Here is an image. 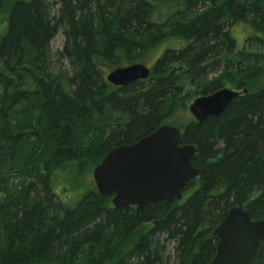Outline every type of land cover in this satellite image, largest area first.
<instances>
[{
  "label": "trees",
  "instance_id": "1",
  "mask_svg": "<svg viewBox=\"0 0 264 264\" xmlns=\"http://www.w3.org/2000/svg\"><path fill=\"white\" fill-rule=\"evenodd\" d=\"M236 22L253 27L245 41L255 50L238 47ZM58 33L72 74L55 77ZM156 46L147 79H104L101 64L126 66ZM263 72L264 0H14L0 36V264H209L212 229L230 207L264 218V84L254 88ZM187 79L193 97L227 82L239 91L182 130L196 146L188 196L141 208H116L97 189L75 207L56 197L53 177L70 162L96 165L166 123ZM28 102L36 122L21 118ZM14 169L31 179L7 200ZM247 264H264V240Z\"/></svg>",
  "mask_w": 264,
  "mask_h": 264
},
{
  "label": "water",
  "instance_id": "2",
  "mask_svg": "<svg viewBox=\"0 0 264 264\" xmlns=\"http://www.w3.org/2000/svg\"><path fill=\"white\" fill-rule=\"evenodd\" d=\"M149 74L147 65L134 62L114 68L106 79L122 86L147 79ZM238 94V90L219 88L195 97L189 111L196 121L217 116ZM195 152L193 143L182 142L179 127L161 124L134 142L108 150L93 168L96 189L102 195H111L116 208L180 201L187 183L197 175L191 162ZM212 234L217 244L209 264H247L264 240V218L255 219L247 208L234 205L212 229Z\"/></svg>",
  "mask_w": 264,
  "mask_h": 264
},
{
  "label": "rangeland",
  "instance_id": "3",
  "mask_svg": "<svg viewBox=\"0 0 264 264\" xmlns=\"http://www.w3.org/2000/svg\"><path fill=\"white\" fill-rule=\"evenodd\" d=\"M14 0H5L1 12H0V36L4 33L6 29V23H7V16L8 11L11 3ZM230 31L232 36L236 39L237 45L240 48H243L246 46V48L249 49H256V45L252 42L249 43L245 41L246 37L248 35H251L254 33L253 27L246 26L244 23L236 22L232 26H230ZM63 45V35L61 33H58L54 39L50 43V52L55 54L56 52V59L55 57L52 58V67L51 73L56 77L57 73L72 74V68L69 65L68 60L65 58H61L58 54V50L62 48ZM245 45V46H244ZM160 47L156 46L154 48H151L146 53L143 54V56L139 59H137V62H141L148 67H152L156 57L160 54ZM234 59V58H232ZM102 68L104 69L103 74L105 75L111 67H109L107 64H101ZM116 67H113V69ZM219 73V72H217ZM215 71H211L208 74L209 79L217 74ZM264 84V72L261 77H258L255 79V85L254 88ZM181 85H183V93L180 95L182 100H177L176 106H174L173 112L167 117L166 123L167 124H173L177 127H179L181 130H183L184 126L188 121L191 119H194L193 115L189 111V105L192 102V100L195 98L193 97V89L194 86L190 84V81L184 80ZM224 87H228L234 90L236 87L234 84L227 82ZM29 103V102H28ZM22 113L24 116H21L23 119H31V121L36 122L37 113H35V117H32L33 113V104L24 105ZM35 110V109H34ZM31 113V114H30ZM30 148V147H29ZM26 153H23L21 150V156ZM95 164L89 163L88 165H85L84 167H80L77 161L70 162L67 167L64 169V171L57 173L53 177V190L55 191L56 197L61 199L63 204L67 207H75L79 200L81 199L82 195L85 194L87 191L91 189H96V185L93 179V168ZM15 171H9L7 172L8 177V184L6 186L7 193H5V197L8 200L11 197H14L17 193L16 187L21 183L28 182L29 179H31V175H23V171L21 172L20 176V170L14 169ZM190 194V191H187L183 193L182 198L184 199L186 196ZM171 243L167 245V249L165 253L169 254L171 249Z\"/></svg>",
  "mask_w": 264,
  "mask_h": 264
},
{
  "label": "flooded vegetation",
  "instance_id": "4",
  "mask_svg": "<svg viewBox=\"0 0 264 264\" xmlns=\"http://www.w3.org/2000/svg\"><path fill=\"white\" fill-rule=\"evenodd\" d=\"M150 68V73H151V67H149ZM111 70H113V68H111L105 75L103 74V76H104V79L109 83V84H111V85H113V86H120V85H116V84H113L112 82H110V81H108L107 79H106V75L111 71ZM150 75V74H149ZM139 80H145V79H139ZM123 86V85H122Z\"/></svg>",
  "mask_w": 264,
  "mask_h": 264
}]
</instances>
